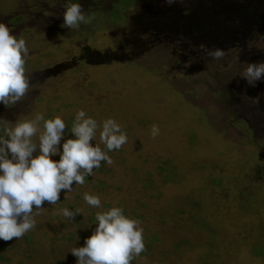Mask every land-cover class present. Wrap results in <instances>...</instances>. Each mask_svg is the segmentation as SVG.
Returning a JSON list of instances; mask_svg holds the SVG:
<instances>
[{
    "label": "rangeland",
    "instance_id": "rangeland-1",
    "mask_svg": "<svg viewBox=\"0 0 264 264\" xmlns=\"http://www.w3.org/2000/svg\"><path fill=\"white\" fill-rule=\"evenodd\" d=\"M66 2L0 0V20L26 39L31 79L22 100L0 104V120L60 115L70 138L84 110L101 127L116 120L128 142L45 202L34 229L0 240V264H76L70 249L113 206L144 229L131 264H264V80L241 76L264 62V0H79L95 18L78 31L61 27ZM200 45L226 55L212 61ZM64 207L82 214L72 221Z\"/></svg>",
    "mask_w": 264,
    "mask_h": 264
},
{
    "label": "clouds",
    "instance_id": "clouds-1",
    "mask_svg": "<svg viewBox=\"0 0 264 264\" xmlns=\"http://www.w3.org/2000/svg\"><path fill=\"white\" fill-rule=\"evenodd\" d=\"M170 5L174 0H166ZM95 18L83 9L79 0H67L61 27L80 30ZM12 28L0 20V104L14 105L25 97L31 85L26 75L29 48L26 39L12 33ZM212 61L225 57L222 49L210 50L200 45ZM241 76L249 85L264 80V62L249 63ZM43 131L40 132V122ZM0 123H8L0 120ZM104 149L94 144L97 130ZM66 123L56 115L45 119L37 114L31 120H17L0 133V240L22 238L36 227L35 216L43 204L55 205L62 190L71 192L73 185H84L86 178L101 162L112 163L109 152L118 151L128 142L127 132L114 119L103 121L102 127L84 110L76 113L70 138H65ZM40 132L37 137V133ZM159 134L152 125L151 135ZM38 141V142H37ZM63 143L61 144V142ZM59 155V160L52 157ZM86 204L102 208L99 195L84 193ZM62 215L73 221L80 209L64 207ZM96 227L82 247H72L76 264H131L145 250L144 229L138 219L125 214L122 207L113 206L95 214Z\"/></svg>",
    "mask_w": 264,
    "mask_h": 264
},
{
    "label": "trees",
    "instance_id": "trees-1",
    "mask_svg": "<svg viewBox=\"0 0 264 264\" xmlns=\"http://www.w3.org/2000/svg\"><path fill=\"white\" fill-rule=\"evenodd\" d=\"M218 181V180H217ZM217 183V182H216ZM218 183H220V180L218 181ZM3 246H0V251L2 250ZM1 258V255H0Z\"/></svg>",
    "mask_w": 264,
    "mask_h": 264
}]
</instances>
